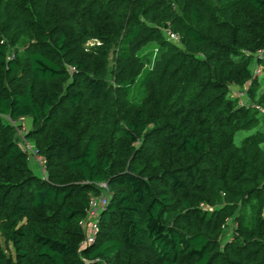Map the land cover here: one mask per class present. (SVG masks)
Masks as SVG:
<instances>
[{"label": "trees", "instance_id": "obj_1", "mask_svg": "<svg viewBox=\"0 0 264 264\" xmlns=\"http://www.w3.org/2000/svg\"><path fill=\"white\" fill-rule=\"evenodd\" d=\"M263 64L264 0H0V264H264Z\"/></svg>", "mask_w": 264, "mask_h": 264}, {"label": "built area", "instance_id": "obj_2", "mask_svg": "<svg viewBox=\"0 0 264 264\" xmlns=\"http://www.w3.org/2000/svg\"><path fill=\"white\" fill-rule=\"evenodd\" d=\"M168 34L171 38L178 40V35L171 32L170 30L168 31ZM243 94V92L241 93ZM30 148V147H28ZM32 149V148H30ZM40 157V156H39ZM40 162L43 165V159L41 158ZM99 185L103 188L102 193H100L99 195H93L91 196L90 199V205H91V209H90V213L96 217V221H93V224L91 226V233L88 236V240L93 242L95 239V236L99 230V224L97 221V216H99L100 212L102 209H104L106 207V205L108 204L109 198H110V191L108 188V184L105 181H102L99 183Z\"/></svg>", "mask_w": 264, "mask_h": 264}, {"label": "rangeland", "instance_id": "obj_3", "mask_svg": "<svg viewBox=\"0 0 264 264\" xmlns=\"http://www.w3.org/2000/svg\"><path fill=\"white\" fill-rule=\"evenodd\" d=\"M260 55H263V53L262 54H260ZM262 68V69H261ZM258 70H262V72H261V74H260V76H259V79H260V81H261V84H262V88L260 89V92L263 90V88H264V64L262 65V66H260L259 68H258ZM24 125L28 128V127H30V125H31V120L28 118V119H26V120H24ZM246 133L245 132H240V133H238L237 134V141H240L241 139H242V137L245 135ZM22 143L25 145V147L27 148V147H30V148H33L34 149V146L28 141V140H26V138L24 137V136H22ZM29 148V149H30ZM33 149H31L30 150V154H29V158H30V163H31V165H32V167L34 168V170H35V172L38 174V175H42V176H45V172H44V170L42 169L44 166L42 165V163L40 162V160H41V157H39V156H37L36 154H35V150H33ZM100 215V214H99ZM90 219L91 220H93V219H95V221H96V217H94V216H91L90 217ZM97 221H98V216H97ZM231 231V230H230ZM230 231L228 232V234H227V236H228V238L232 235L231 233H230Z\"/></svg>", "mask_w": 264, "mask_h": 264}]
</instances>
